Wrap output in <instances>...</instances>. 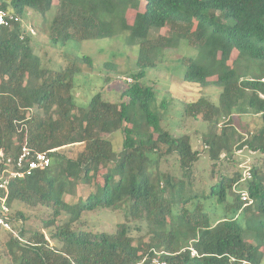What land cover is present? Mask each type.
Masks as SVG:
<instances>
[{
    "label": "trees",
    "instance_id": "obj_1",
    "mask_svg": "<svg viewBox=\"0 0 264 264\" xmlns=\"http://www.w3.org/2000/svg\"><path fill=\"white\" fill-rule=\"evenodd\" d=\"M141 1L142 10H137L139 0H0V9L21 18L29 9L42 14L44 32L53 44L127 31V44L138 45L136 69L131 81L123 78L120 100L97 92L81 105L76 100L80 66L70 62L48 68L22 22L0 26V151L16 155L26 144L51 157L45 169L10 183L7 203L21 222L15 226L18 237L0 230V264L4 255L13 264H149L141 260L155 255L169 264H231L232 257L261 263L264 0ZM167 26L173 28L170 36L162 34ZM182 41L197 47L196 56L181 59L184 80L220 88L218 103L206 97L184 103L185 116L201 117L210 125L202 150L194 148L190 135L175 136L162 128V118L152 108L155 87L141 81L166 49ZM81 60L83 66L93 64L87 54ZM105 66L117 69L113 62ZM237 113L258 116L257 129L239 134L231 124ZM221 116L228 123L216 131ZM118 130L124 138L116 150L109 135ZM237 140L239 149L245 146L258 154L248 181H241V169H229L227 159ZM69 145L81 149L67 155L62 149ZM203 153L211 160V172L207 193L200 195L192 180ZM171 160L178 174L162 168ZM82 185L88 190L74 201ZM235 185L248 190L250 205H243ZM230 192L235 195L231 202ZM200 197L216 200L223 211L208 210ZM22 204L42 209L36 228L27 226ZM119 207L126 219L114 231L87 229L82 220L86 211ZM232 207L236 213L229 216ZM143 221L148 240L147 234H133Z\"/></svg>",
    "mask_w": 264,
    "mask_h": 264
},
{
    "label": "rangeland",
    "instance_id": "obj_2",
    "mask_svg": "<svg viewBox=\"0 0 264 264\" xmlns=\"http://www.w3.org/2000/svg\"><path fill=\"white\" fill-rule=\"evenodd\" d=\"M143 3L139 0L137 10H142ZM130 11L128 21L132 22L135 11ZM51 18V17H50ZM42 14L31 9L27 10L22 18V25L32 34V39L36 51L43 55L44 65L51 69H60L65 67L70 62H75L81 67L76 78L77 95L76 100L81 105H87L92 95L101 92L103 97L111 101H119L122 91L126 83L123 78H130V73L136 69V61L138 56L137 41L133 45H128L126 37L127 31L119 32L111 38L88 39L81 42L69 40L65 44L61 42L53 44L49 40L47 32H44ZM33 30V32L31 31ZM173 28L167 26L162 29V34L171 35ZM87 54L92 60L91 66H83L81 57ZM197 47L182 41L176 48H168L164 51L162 58L157 62L154 68L147 71L146 76L141 80L146 85H152L156 90V101L152 105L153 110L160 114L162 128L168 130L175 136L188 134L191 137L192 144L195 149L204 147V134L209 130V123L201 117H187L184 115V103L195 100L199 97H206L210 101L218 103L220 88L214 85L203 87L200 84L188 82L184 80L185 66L181 59L185 55L196 56ZM235 53H232L234 57ZM231 56V57H232ZM113 62L116 64V70H109L105 63ZM232 59L228 63L231 65ZM107 76L110 80L106 81ZM129 80V79H127ZM232 125L239 134L246 136L249 132L254 131L259 126L260 120L258 116L251 114H233ZM228 123V118L221 116L216 131H220L222 126ZM113 140L114 148L120 149L124 134L118 130L109 135ZM237 138V136L235 137ZM241 141L237 140L233 146L232 157L229 161V169L243 170L246 165H253L259 162L258 154L255 151H250L247 147L239 149ZM81 149V145H69L62 150L67 155L75 156ZM225 154H222L224 156ZM162 163L163 169H170L178 174L177 166H173V160ZM211 160L203 153L199 162L194 167V188L199 190V194L207 193L208 182L210 180ZM226 164H221L220 167H225ZM103 172V171H101ZM101 177V175H100ZM207 182V183H205ZM162 184V183H161ZM206 186V188H204ZM203 189H206L203 191ZM88 190V185H82L79 190V195L73 200L77 201L85 196ZM84 195V196H83ZM82 196V197H81ZM201 201L206 204L208 210H217L220 213L223 211L222 205L217 203L211 197H200ZM235 195L230 192V202L233 201ZM71 200V197L68 198ZM24 214L27 217V226L36 228L42 215V209L31 208L25 204L20 205ZM236 213V208L232 207L228 215L233 216ZM68 218V216H67ZM126 219L125 211L122 208H98L86 211L82 214V220L87 222V229L114 231L119 222ZM20 219L14 221V229L16 224H19ZM141 230H134L133 234L146 235L145 240H148V227L146 222H139ZM4 264H13L10 255L3 256ZM260 264H264V257Z\"/></svg>",
    "mask_w": 264,
    "mask_h": 264
},
{
    "label": "built area",
    "instance_id": "obj_3",
    "mask_svg": "<svg viewBox=\"0 0 264 264\" xmlns=\"http://www.w3.org/2000/svg\"><path fill=\"white\" fill-rule=\"evenodd\" d=\"M22 18L12 11L0 9V26L13 27L16 23L21 22ZM33 32V30H31ZM131 81V78H127ZM51 164V157L45 152H39L31 149L26 144L16 155H7L0 151V230L10 231L15 237L19 233L14 229V217L8 205L9 186L13 179L23 178L31 175L36 169H45ZM252 178L251 165H246L242 170L241 181H248ZM234 190L240 194V199L244 206L250 205L253 198L250 196L246 188H238L236 185ZM192 256H197L195 248L190 247ZM148 261L149 264H169L167 260L160 258L158 255L152 257H144L141 263ZM231 264H251L248 260H238L231 258Z\"/></svg>",
    "mask_w": 264,
    "mask_h": 264
}]
</instances>
